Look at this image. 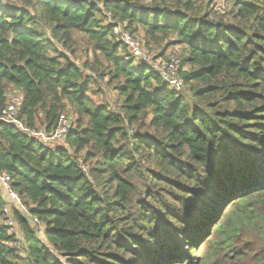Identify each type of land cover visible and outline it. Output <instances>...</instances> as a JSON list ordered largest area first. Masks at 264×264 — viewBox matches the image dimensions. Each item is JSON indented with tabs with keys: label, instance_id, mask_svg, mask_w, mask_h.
I'll return each instance as SVG.
<instances>
[{
	"label": "trees",
	"instance_id": "1",
	"mask_svg": "<svg viewBox=\"0 0 264 264\" xmlns=\"http://www.w3.org/2000/svg\"><path fill=\"white\" fill-rule=\"evenodd\" d=\"M17 1L0 2V116L12 86L31 129L41 113L47 133L68 109L76 122L55 151L0 123V171L48 242L15 210L24 244L0 224V264H264V0H226L219 20L195 0ZM46 27L72 54L88 38L119 109ZM120 27L184 48L195 103L136 63ZM250 233L261 245L240 250Z\"/></svg>",
	"mask_w": 264,
	"mask_h": 264
},
{
	"label": "rangeland",
	"instance_id": "2",
	"mask_svg": "<svg viewBox=\"0 0 264 264\" xmlns=\"http://www.w3.org/2000/svg\"><path fill=\"white\" fill-rule=\"evenodd\" d=\"M154 1L155 0H148L147 3H151V2L153 3ZM158 1H161V0H158ZM0 2H2L4 4H6V3L9 4L8 2H12V4H14V5H15V3L18 4L17 0H3V1L0 0ZM195 2H196L195 3L196 6L199 10H205L206 8H209V12H210L211 16L213 18H215L216 20L222 19L225 16V13L231 8V4L226 2V0H213V1L212 0H195ZM169 4H170V1H169ZM224 20H225V22L230 21L228 18H224ZM44 32L47 34L49 39L55 41L51 27L44 28ZM115 32H116L117 36L119 37V40H122L121 35H120L121 32L130 33L135 39H137L141 42L145 54L147 56H150L151 58L157 57V56H162L165 53V55L162 57V59H158V61H156V63L150 62L151 65L156 66V64H160L159 66L162 67L163 63L166 62V60L168 58H175L179 61L178 62L179 63V70L181 69L182 62H181L180 56L184 51V48L182 46H167L166 47V43H164L162 47H160L158 45L147 46V43H146V40H145V37L143 35L142 30H140L138 33H135L133 35L129 30H126L124 27H120V28H117ZM55 44H56L57 48H59L62 53L67 54L70 57V59L74 63H76L78 66L82 67L85 64H89L87 72H88V74L92 75L94 80H96V83L94 84V86L92 85V88L94 87V90L99 92L97 95H92V98H94L95 101L98 103L109 104V106L114 110L119 109V107L121 106V103H122V97L115 90V87L118 85V82L113 81V83L110 84L108 78H106V79H103V77L100 78L95 73L94 70L90 69L92 66H95L96 63H95V59H94V53L92 52V50H93L92 45L93 44L90 43L88 38L83 34H75L74 35V37H73L74 53L73 54L63 47V43L59 44L55 41ZM100 60L102 61V63H105V61L103 59H100ZM136 63L143 65V63L140 60H136ZM187 71H189V69ZM179 75L182 78L180 71H179ZM182 80L184 81L183 78H182ZM7 91H8L7 92L8 103H15L17 105H20V103L22 102L21 92L17 91L12 86H9ZM177 92L184 95L189 100V102L195 103V100L193 98V94L189 91V88L187 85L185 86V84H184V88H182L181 91H177ZM63 115L66 119L65 121H67V123L70 125V128H73L76 120L72 119L73 114L71 113V110L68 109L67 111H65L63 113ZM40 118H41V123L40 122L38 123L37 129L38 130H44L46 128L45 124H42L43 120H44V114L41 113ZM65 146L66 145L62 139V140L58 141L56 144H54L52 147H53V151H55L57 148L65 147ZM3 222H4V216L0 217V224L3 225ZM42 228H44V233L41 234V232H40V233H37L36 235L44 244L47 245L48 242H47V239L45 237V226H44V224H43ZM248 236H249V238L246 239L245 242L249 241L250 243L245 245V243L242 239L243 243L240 244V247H239L240 250H244L246 246L253 248V245L254 246H260L261 245L262 242L260 241V238L258 236H256L253 233H250ZM213 237L216 238L214 235H213ZM18 241L21 242L22 244H24L23 234L22 235L19 234ZM261 252H262V250L258 251V253H261ZM20 254H21L23 259L26 258V255L23 252V250L20 251ZM55 254L62 263L67 262L65 257H63L62 255H60L56 252H55ZM245 262H247L246 264H254L255 260L248 258ZM234 263H236V262H234Z\"/></svg>",
	"mask_w": 264,
	"mask_h": 264
},
{
	"label": "built area",
	"instance_id": "3",
	"mask_svg": "<svg viewBox=\"0 0 264 264\" xmlns=\"http://www.w3.org/2000/svg\"><path fill=\"white\" fill-rule=\"evenodd\" d=\"M3 1V0H1ZM121 39L128 46L129 50L131 51L132 55L141 62L150 66L155 72L159 74L165 84L169 85L171 89L175 91H181L184 88L185 81L179 75V61L175 58H168L166 62L163 63L162 67L159 66L160 64H156V66L151 65L150 62L156 63L158 59H162V57H155L147 56L143 50V46L141 42L135 39L130 33L128 32H121ZM181 73V72H180ZM186 86V85H185ZM20 105L15 103H8L7 107L2 111L0 116V123L14 126L20 132L35 138L44 146L53 150V145L56 144L58 141H64L66 145V138L70 132V125L65 121L64 115L60 117V120L55 127V129L47 133L44 130H33L28 127L25 122L20 118L19 111ZM0 201L2 203V212L4 215V222L3 225L9 228L11 234L19 237V234L22 235V231L18 225V222L15 218L14 211H19L22 213L25 218H28L30 221L31 226L33 227L35 233H44V228H42L43 223L37 218L31 215L30 209L25 203L23 202L22 198L19 194L13 189V181L11 178L0 171ZM17 249H21L22 243L17 241L15 244Z\"/></svg>",
	"mask_w": 264,
	"mask_h": 264
}]
</instances>
